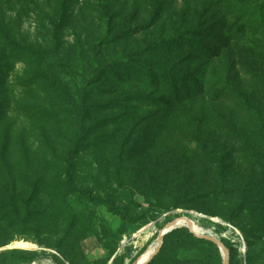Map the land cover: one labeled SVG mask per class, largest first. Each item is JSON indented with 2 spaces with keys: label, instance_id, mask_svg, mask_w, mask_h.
Returning a JSON list of instances; mask_svg holds the SVG:
<instances>
[{
  "label": "rangeland",
  "instance_id": "rangeland-1",
  "mask_svg": "<svg viewBox=\"0 0 264 264\" xmlns=\"http://www.w3.org/2000/svg\"><path fill=\"white\" fill-rule=\"evenodd\" d=\"M64 1L0 0V259L136 264L187 216L264 264V0ZM165 235L150 264L223 263Z\"/></svg>",
  "mask_w": 264,
  "mask_h": 264
},
{
  "label": "trees",
  "instance_id": "trees-1",
  "mask_svg": "<svg viewBox=\"0 0 264 264\" xmlns=\"http://www.w3.org/2000/svg\"><path fill=\"white\" fill-rule=\"evenodd\" d=\"M58 1H61V5L63 6V8L60 7L61 12L59 14L57 13L59 17L57 16L56 21L59 22V21L64 19L65 11H66V9L64 10V7H65L66 3L64 0H58ZM103 2H104V0H98V3H100V4H103ZM105 14H106V16H108V20L106 21V30H105L104 37L107 36L109 31H110L109 22H110V18H111V15H108L107 13H105ZM257 16H259V15H257ZM259 18H260V16L257 18V20ZM260 20H261V18L258 20L257 24L263 23V19L261 21ZM0 30L3 31L5 34H7L4 31L3 27H0ZM179 37L186 40L185 36L183 34H179ZM192 47L194 48L195 46L193 45ZM24 49L25 48H22V50H24ZM26 50H31V49H26ZM209 52L210 51H208V53L206 52V54L207 55L210 54ZM186 74L187 73H185L184 76H186ZM171 78H172V76H171ZM178 78L182 79L183 77L179 76ZM167 82L169 83V86L172 87L171 91L169 92V94L171 96V100H172V103H171L172 107H175L177 104L182 103L183 102L182 100H184L185 97L191 98V97H194L196 95L201 94V92H202L200 84L196 79H193V81H191L189 83V85H187V84L182 85V87H179L177 84H175L174 79L169 78L167 80ZM93 128H95V127H93ZM88 131H85V134H88ZM17 203H19V201L14 202V204H17ZM171 235H179L180 237L182 236V237L188 238L189 240L197 241V242H199L201 244H205V245H210V243H211L207 240L195 237L192 233L189 232V230L187 228L174 229L171 232H169L167 235H165V237L171 236ZM38 259H42V257H36V256L25 257V256L18 254V253H10V254L4 255L0 259V264H31L32 262L37 261ZM152 260H151V262H152Z\"/></svg>",
  "mask_w": 264,
  "mask_h": 264
},
{
  "label": "water",
  "instance_id": "water-1",
  "mask_svg": "<svg viewBox=\"0 0 264 264\" xmlns=\"http://www.w3.org/2000/svg\"><path fill=\"white\" fill-rule=\"evenodd\" d=\"M179 219H183L186 222V224L178 225L177 222ZM181 226H186L189 229L190 233H192L195 237L210 241V242L214 243L215 245H217L222 252V259H223L222 264H228V261H229L228 249L221 243V241L219 239L213 237L212 235H210L206 232L199 233V232L194 231L193 222L190 219V217H187V216H181L179 218H175V219H173L170 222L165 224V226L158 233V236H157L158 245L156 246L155 250L148 256V258L141 264H149L151 262V260L158 253L160 246L162 244L163 236L165 234L171 232L172 230L177 229Z\"/></svg>",
  "mask_w": 264,
  "mask_h": 264
},
{
  "label": "bare ground",
  "instance_id": "bare-ground-1",
  "mask_svg": "<svg viewBox=\"0 0 264 264\" xmlns=\"http://www.w3.org/2000/svg\"><path fill=\"white\" fill-rule=\"evenodd\" d=\"M193 222V229L194 231L196 232H204L203 229L201 227H199L194 221L192 218H190ZM178 225H183V224H186V222L183 220V219H179L178 222H177ZM158 245V242L156 241L154 246H152L149 251L141 258H139V260L137 261L136 264H141L143 263L147 258L148 256L155 250L156 246ZM10 247H13V248H31L33 247V245L31 243H28V242H24V241H14L12 242L11 244H9ZM32 264H45V263H38V262H34Z\"/></svg>",
  "mask_w": 264,
  "mask_h": 264
}]
</instances>
